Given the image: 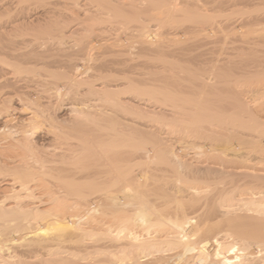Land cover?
<instances>
[{
  "label": "rangeland",
  "instance_id": "1",
  "mask_svg": "<svg viewBox=\"0 0 264 264\" xmlns=\"http://www.w3.org/2000/svg\"><path fill=\"white\" fill-rule=\"evenodd\" d=\"M65 1H0L3 11L5 8L8 12L0 10L1 20L10 17L20 22L23 18L26 26L32 23L27 26L29 33L41 37L47 18L61 20L58 28L64 37L54 38L55 42L46 39L43 50L38 48L49 59L48 64L47 59L35 62L27 58L26 62L14 57L17 63L38 67L35 73L14 71L4 64L0 67V97H12L6 106L8 113L3 110L0 115V168L5 169H1L4 175L0 174L4 177H0V203L4 205L2 209L8 208L0 209L3 215L8 214L4 219L10 217L11 209L17 210L15 214L33 215L36 210L58 213L60 219H74L73 224L82 230L99 234L83 236L81 241L91 244L107 242V229L115 231L124 218L129 219L125 227L143 237V230L159 237L213 233L215 242H226L232 229L257 231L250 224L240 223H227L223 228L222 206L227 204L226 198L236 201L247 193H264V2L246 6L241 0H169L178 12L207 14L198 20L179 18L172 30V26L149 21L147 15L157 7L151 8L145 1L142 5L150 8L149 12L140 7L142 2H135L140 3V21L136 23L116 19L100 0H79L73 6ZM118 1L112 3L124 9L126 6L121 3L126 1ZM37 20V25H33ZM140 22L148 27V35L136 29ZM32 37H25L22 44L26 46L20 45L22 51L43 41L37 38L34 43ZM153 39L158 48H140V44ZM51 40L62 51L54 43L52 46ZM53 53H58L57 58ZM76 66L79 70H72ZM92 70L105 78H92L96 76ZM65 73L74 77L81 74L83 77L79 78L91 80L95 89L86 85L74 88L63 76ZM126 77L135 80L143 92H126ZM98 87L121 90L115 97L117 102L120 96L119 107H114V99L111 102L108 96L97 92ZM146 89L154 90L161 98L175 99V105H170L184 106L186 110L162 107ZM33 113L43 117L38 119L42 125L35 123L31 129L26 121ZM12 117L19 120L10 125L6 120L11 121ZM25 129L29 132L25 133ZM20 170L30 176L22 178ZM19 185L29 189L31 196L18 204L11 197L23 192ZM77 193L83 194L85 201ZM111 193L116 195V203L106 199ZM237 202H233L236 205L232 214L243 213L239 207L242 202ZM32 227L38 228L35 224ZM103 255L97 257L109 256ZM223 259L215 253L208 255L203 264H222ZM240 264L256 261L247 259Z\"/></svg>",
  "mask_w": 264,
  "mask_h": 264
},
{
  "label": "bare ground",
  "instance_id": "2",
  "mask_svg": "<svg viewBox=\"0 0 264 264\" xmlns=\"http://www.w3.org/2000/svg\"><path fill=\"white\" fill-rule=\"evenodd\" d=\"M0 1H2V0H0ZM46 1H48V0H46ZM66 1H65L66 3L69 2L70 6H71V4H72V6L76 5L79 2V0H66ZM96 1H98V0H96ZM122 1H126V3L125 2L121 3V4H124L126 6L125 7L127 9L126 11H125V8L121 10L120 9L121 7H117V5H114L116 2H118V3L120 2L118 0H100L101 3L103 2V4L105 6H107V8H106L107 11L108 10L109 11H113V15H114V17L116 19L121 17L122 20L125 19L124 20L125 22L126 21L135 22V21H138V20L140 21V19H139L140 10H139V8L141 6H142V9L145 8V6H143V5H145V2H148V3H150L151 6L150 5L149 6L151 8H152V6H156L157 7L155 9L154 13H153V11H154L153 9L154 8H153L152 9L153 10L152 14L147 15V16H149V21L150 22L152 21L156 25L163 24V25L172 26L173 27V28L171 27L172 30H175L174 29L175 20H178L179 18H182V20H183L184 18L188 17L187 19H189L191 17L193 19H197L198 20V18L199 19H205L207 17V14H205V12H204V14L203 13H198V12L190 13V12H187L186 10H183V11L180 10V12H178L179 9L177 8V6H175L169 0H122ZM137 1H140V3L142 1L143 2L145 1V2H144V4L142 2L141 5H140V3L137 5V3H138ZM207 1H210V0H207ZM112 2H115V3L113 4ZM135 2H137V3L135 4ZM241 2L243 4H245L246 6L247 5H258L259 6V4L263 3L264 0H241L240 3ZM0 3L3 4V2H0ZM32 3H34V2H32ZM219 3H220V1L218 2V4ZM121 4H119V5H121ZM215 4H216V2H215ZM33 5H35V4H33ZM46 5L47 4H45V6ZM139 5H140V7H139ZM0 6H1V4H0ZM3 6H4V4H3ZM203 6H205V5L203 4ZM215 6H217V5H215ZM7 8L11 9L9 7H7ZM42 8L44 10V7H42ZM8 9H7V11H8ZM145 9H147V8H145ZM0 10L3 11V7L2 6H1ZM149 10H150V8H149ZM149 10L147 12H149ZM4 11H5V8H4ZM29 11H27V12H29ZM3 12H0V14L3 13ZM35 12H36V9H35ZM141 12H142V10H141ZM147 12H144V13H147ZM177 12L179 14H181V15H179V17H178V13ZM6 13H8V12H6ZM6 13H4V14L6 15ZM13 14L14 13L11 14L12 17H13ZM142 14H143V12H142ZM142 14H141V17H142ZM147 14H149V13H147ZM7 16H5V18ZM26 16H27V13H26ZM33 16H35V15L33 14ZM56 16L57 15H55L54 18ZM1 17H2V14H1ZM3 17H4V15H3ZM44 17H46V16L44 15ZM191 18L189 19L190 21H191ZM35 19H37V18L35 17ZM38 19H40V18H38ZM22 20H23V18H22ZM22 20H20V22H18L15 18L13 19V18H10V17L6 18L5 20H1L0 19V64H1L0 67H4V65L6 67L11 66L13 68V70L15 69L16 71H22V72H27L28 74L29 73L32 74V73H35V70L36 69L38 70L39 68L38 67L36 68L34 66H32L34 68H32L31 66L28 67L27 64H23L22 65V64H20V62L17 63L18 60L16 62L15 61L16 59L14 57H17V59H18V57H21L24 61H26L27 58L28 59L30 58L31 60H34L35 62L36 61H46V59H47V62H45V63L48 64V62H49L48 60L49 59L47 57H44L45 54H42V52L39 51L38 48L40 46L42 48V45H45V40L46 39H48V40L52 39L53 40L54 38H57V39L62 38L60 36L62 31H60L59 28H58L59 27V22L61 20L58 21L57 18H56L57 21H55L54 19L52 20V18H47L46 21H44L45 24L43 23L44 24L43 27H45V31L44 32L46 33V34L45 33L43 34V31H42V36L43 37H41L39 34L37 35L35 33H34L35 35L34 34H30L29 31H28V28H30V27L27 28V26L32 25V23H30V24H28L26 26V24H24V23H27V22L25 20H24L25 22L22 21ZM31 22H32V20H31ZM38 22H39V20H37L36 23L34 21L33 23H35V24H33V25H37ZM144 23H146V21ZM39 24H41V23H39ZM121 24H122V22H121ZM145 25L141 24V22H140V24L136 25L135 27H136V29L140 30L143 34L148 35L149 34V30L147 29L148 27H146ZM89 26H90V24H89ZM34 27L35 26H32V28H34ZM38 27H41V26L39 25ZM183 27H186V26H183ZM36 29H35V31H37ZM184 29L186 30V28H184ZM61 30H63V28ZM35 31H31V29H30L31 33L35 32ZM39 32H41V31H39ZM39 32L37 31V33H39ZM184 32H186V31H184ZM66 33H68V32H66ZM70 33H72V32H70ZM30 35H31V37L33 36L32 38H33L34 43H36L35 40H38L37 38H39V41L41 39L44 42L43 41L41 43L38 42V45H35V44H33V42H30V44L32 43L35 47L33 46L34 47L33 49L28 50L31 47L30 46V47H28V49H26L27 51H22L21 48H20V45L22 43H25V41L27 40L26 38L29 37ZM68 35H66L67 36L66 38H68L70 36V35L69 36ZM73 35H74V33H73ZM173 35H174V33H173ZM166 36H168L167 32H166ZM14 38H17L18 41H20V39H21L20 43H17L14 40ZM28 39H30V38H28ZM52 40H51V45H52V43L55 42V39H54V42H52ZM60 40H59V42H60ZM63 42L64 41H62V43ZM60 43H58V41H57V44H60ZM24 46H26V45L22 44V47H24ZM58 46H60V45H56V47L55 46L54 47L57 48ZM43 47L46 48V46H43ZM156 47L158 48V43L154 39L151 40V41H145L142 44H140V48L143 49V50L156 48ZM61 48H62V46H61ZM57 49H60V47H58ZM23 50H25V49L23 48ZM41 50H43V48ZM46 51H48V50H46ZM58 53H60V52H58ZM58 53H57V55H58ZM53 54H55V53H53ZM57 55L55 54L56 58H57ZM50 58H51V56H50ZM52 59H54L53 56H52ZM71 59H73V58H71ZM23 60H22V62H24ZM55 60H57V59H55ZM45 63H43V64H45ZM2 64H4V65L2 66ZM6 67H5V69H6ZM89 67H90V65H89ZM12 68H11V71H12ZM89 69H91V68H89ZM3 70H4V68H3ZM72 70L78 71L79 70L78 66H76ZM65 71H68V70H65ZM92 71H94V70H92ZM2 72H4V71H2ZM59 72H61V71H59ZM94 73H95V71H94ZM71 74H72V72H71ZM71 74L69 73V75H67L65 73L63 76L65 78L69 79L70 84L74 88L75 87L79 88V86L83 87V85H86V86L90 87L89 89H91V88L95 89V87L92 84L91 80H89V79H88L89 81L88 80H82L81 78L83 76L81 74L80 75H76L75 77L72 76ZM88 74H91V73L89 72ZM59 75H60V73H59ZM95 75H96V73H95ZM1 76H0V78H1ZM79 76L80 77L82 76V77L79 78ZM108 77L109 76H107V78ZM92 78H99V79L102 78L103 79L105 77L101 76V75H96L95 77H92ZM109 78H111V77H109ZM113 78H114V76L112 77V81H113ZM90 79H91V77H90ZM117 80H119V79H117ZM17 81H19V80H17ZM114 81H116V80H114ZM124 81H126L125 83H123V85L126 84V88H124L126 92H129V93L131 92V94H132V92H133V94H135V93H139L140 94L141 93L142 90L137 88L136 85H139V84H136L137 82L135 80H132V79L126 77L124 79ZM140 82H143V81L140 80ZM14 83H16V82H14ZM32 84H34V83H32ZM112 86H114V84ZM0 90H2V89H0ZM96 91L99 92L100 94L108 96L110 98L111 102L113 101L112 99H114L115 100L114 107H119V105H120L119 103H121V102H118L120 96L117 97V99H118L117 102L118 103L116 102L115 97L117 95L121 94V90H113V88H111L110 90H109V88L104 90V88L101 89V87H100V89H99V87H98V90L96 89ZM94 92H95V90H94ZM145 92L149 96H152L153 98H155V100L158 101V103H161L162 107H164V106L171 107L172 106L173 110H175L176 108L183 109L182 112H184V110H186L185 109L186 107L183 108L184 106H180V105H178L179 107L178 106H174L175 105L174 104L175 103V99L167 98L169 96H167L166 98H161L160 95L157 94L152 89H149V90L146 89ZM99 93H98V95H99ZM1 97H0V115L3 112V110L6 111L8 109V108H6V106H8V104L11 102L10 99L12 98L11 97L9 99V98H7L8 97L7 96V97L1 99ZM26 101H27V99H26ZM20 103H22V102H20ZM111 104H113V103H111ZM170 104H174V105H170ZM112 107H113V105H112ZM122 107L123 106H121V108ZM84 109H86V108H84ZM168 109L170 110V108H168ZM180 109H179V111H181ZM207 110L204 111V112L207 113ZM5 111L3 113H5V114L8 113L7 112L8 110L6 112ZM2 115H4V114H2ZM7 115H9V114H7ZM243 116H244V119H245V115H243ZM40 117H43V115L41 116V115H37V114L33 113L29 117V119H27V121H26V123L28 124L29 128L32 129L33 128L32 126L35 125V123L36 124L39 123L40 120H38V119H40ZM12 118L13 119L11 121H10L11 118H8L9 120L8 119L7 120L5 119V120H6V122L8 121L10 123V125L12 124V122L14 123V121L17 122V120H19V119H16L17 117L16 118L12 117ZM242 119H243V117L241 118V120ZM243 121H246L245 123H247L246 119L243 120ZM22 123H23V126H25L24 124H26V123H24L23 121H22ZM40 124L41 123H39L37 125H40ZM30 125H31V127H30ZM15 126H17V125L15 124ZM20 126H22V124ZM38 129H39V127H38ZM250 129H251V127H250ZM252 129H256V128L252 126ZM245 130H247V128ZM33 131H34V129H33ZM41 131H42V129H41ZM248 131H250V130H248ZM24 132L28 133L29 129H28V132L26 131V129H25ZM30 132H31V130H30ZM34 132H36V131H34ZM250 132H253V131H250ZM255 132H257V131H255ZM16 133H17V131H16ZM20 133H21V130H20ZM22 134H23V132H22ZM24 136H26V134ZM21 149L28 150L24 146H21ZM1 169H4V167L0 168V174L2 173ZM26 170L28 171V169H26ZM21 171L22 170H20V175L23 176L22 178H24V176H26V177L28 175L30 176V174L28 172H25V170H24V172L23 171L21 172ZM6 172H7V170H6ZM16 172H18V171H16ZM114 173H116V172L114 171ZM5 174H7V173H5ZM2 175H4V173H2ZM0 177H3V176L0 175ZM14 178L15 177H13V179ZM17 178H19V177H17ZM13 183L15 184V182H13ZM24 183H25V180H24ZM10 185H13V184H10ZM19 186H21V185H19ZM19 191H23V192H21V193L20 192H18V193L16 192V194L12 195V197H11L13 199V201H15L16 203H18L21 199H23L25 197L27 198V197L31 196L30 192H29V189H27L23 185L21 186ZM196 192L197 191L194 190L193 194H196ZM79 194L80 193H77V196H79L80 198H82L83 201H85L84 200L85 196L83 194H81V195H79ZM113 194L111 193V194H109L107 196V198L106 197H103V198L109 199L110 202L112 201L113 203L114 202L116 203L117 198H116V195H113ZM22 195H26V196L22 197ZM104 196H106V195H104ZM6 200H7V198H6ZM80 200L81 199H79V201ZM234 200H235L234 198L233 199L232 198H228V199L226 198L225 199V203H227V204L222 206V209H223V216H222L223 217V228H224V225L227 224V223H240V224H244V225L245 224H250V226H252L254 228H258V230L256 231V230H253V229H242V228L241 229H232V230L229 231L232 234H231V236L229 238H226L227 239V240H225L226 242H224V241L215 242L213 233H210V234H207V235H203V236H199V237L194 236V232L193 233L192 232L191 233H187V234H179L178 236H169L168 234H165V236L159 237L157 234H152L148 230H143L146 233L145 234L146 236L143 237L142 235L137 234V232H134L133 230H128L125 227V224H127L129 222V219L124 218L122 220V222H121L122 226L119 227L116 230L114 229L115 231H113L112 229H111L112 230L111 231L110 227L108 228L110 231L107 229L108 233L106 232L104 234V235L107 234V236L109 235V238H108L107 242L101 243L102 241L99 239L100 240V244H95V243L91 244V243H85L86 240H85V242L81 241L83 236L87 237V236L90 235V237H94V236L96 237L99 234L95 235V234H92L91 232H87V231L82 230L81 226H79L78 224H77L78 226L76 224H73V220L74 219H71V218L60 219L58 213L57 214L56 213L52 214V213H49L50 211H47L46 213H42V212L40 213V212H38L36 210V212L34 211L35 213L32 212L33 215L29 213L31 216H28L29 214L27 212H26V214H24V213L23 214H21V213L15 214L14 212L17 211L16 210L17 208L14 209V210H16L14 212H13V209H11L10 211L12 212L13 215L10 214L9 218L6 217L7 219H4L5 218L4 215L7 216L8 214H4L3 215L2 212L0 213V264H203L204 260L206 259V257L208 255H212V254H215V253L224 256L222 264H240L241 262H244L247 259H254L256 261V264H264V193H262V192H259V193H254V192L247 193L246 197L238 199L236 201H234ZM233 202H237V204H240V202H242V204H240L241 206L239 205V207L241 208L240 210H242L243 213H240V214L239 213H233V214L231 213V212H234V210H235L234 207L236 205V204H233ZM93 203L95 204V202H93ZM3 206H4L3 203H0V209H2ZM17 207H18V205H17ZM6 209H8V208H6ZM6 209L4 208L2 210L6 211ZM92 210H94V206L92 207ZM240 210H239V208L237 209V211H240ZM89 211H90V209H89ZM24 212H25V210H24ZM87 222H89V221H87ZM90 222H91V220H90ZM33 224H35V226H37L38 228L33 230V227H32ZM90 237H88V238H90ZM96 240L99 242L98 238H96ZM96 240H95V242H97ZM164 248H167V249L163 250ZM168 251H171V253L168 254ZM163 252H167V254H164ZM103 254L104 255H109V256H105V258H102V259H100L101 257H97V256H100V255L102 256ZM30 255L32 257H30ZM104 255H103V257H104ZM106 257H108V258L106 259Z\"/></svg>",
  "mask_w": 264,
  "mask_h": 264
}]
</instances>
